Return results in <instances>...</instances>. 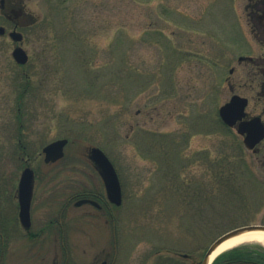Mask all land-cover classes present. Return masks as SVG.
<instances>
[{"label":"rangeland","instance_id":"374dc122","mask_svg":"<svg viewBox=\"0 0 264 264\" xmlns=\"http://www.w3.org/2000/svg\"><path fill=\"white\" fill-rule=\"evenodd\" d=\"M243 5L34 0L26 8L31 16L17 22L20 43L9 39L13 24L0 15V187L6 180L11 192L21 169L31 167L37 216L87 186L90 147L101 149L119 176L123 201L113 226L80 225L72 207L77 264L91 261L112 227L114 264H154L157 253L197 259L227 231L264 226V141L259 153L246 150L218 116L230 82L241 95ZM16 45L27 54L24 65L11 56ZM62 138L63 159L45 165L42 148ZM216 159L240 161L233 183L216 185L209 167Z\"/></svg>","mask_w":264,"mask_h":264},{"label":"flooded vegetation","instance_id":"af4514ba","mask_svg":"<svg viewBox=\"0 0 264 264\" xmlns=\"http://www.w3.org/2000/svg\"><path fill=\"white\" fill-rule=\"evenodd\" d=\"M30 1L34 0H4L0 15L11 16L14 10L19 9L22 17H30L31 14L26 11L27 3ZM243 14L247 51L237 59L241 66V95L233 93L234 85L231 82L228 85L232 95L246 99L244 121L259 118L264 128V0H244ZM229 73H233L232 68ZM263 141L264 137L256 145L254 153L261 151L259 145ZM53 164L55 163L46 165ZM88 164L93 170V175L89 174L90 180L87 186L67 197L61 206L46 209L37 216H33L31 210L35 188L32 191L28 214L25 217L20 215L18 183L22 171L17 181L15 178L10 186L11 192L7 188L9 182L3 181L4 185L0 187V264H77L73 251L78 240H72L69 234V229L72 227L70 225L72 207L82 216L80 225L82 220L92 225H98L95 222L101 221L108 225L111 220L113 226L118 207L108 202L100 175L91 162ZM79 200L86 201L81 206L75 207V203ZM115 234L112 227L111 234L107 232L101 249L94 253L91 261L86 259L84 263L114 264ZM83 242L84 240L81 241V245ZM100 257L103 259L98 263Z\"/></svg>","mask_w":264,"mask_h":264},{"label":"water","instance_id":"95a60500","mask_svg":"<svg viewBox=\"0 0 264 264\" xmlns=\"http://www.w3.org/2000/svg\"><path fill=\"white\" fill-rule=\"evenodd\" d=\"M4 0H0V9H3ZM21 12L16 9L11 16L5 18L15 24L12 31L8 33V37L13 43L22 41V34L16 31L18 20L21 18ZM5 29L0 26V36L4 35ZM13 60L20 65L27 62V54L19 46H15L11 52ZM246 99L233 95L229 101L220 106L218 115L221 121L228 127L235 128L236 133L242 137L243 146L247 150H253L264 137V128L259 118H252L244 121V109L246 107ZM66 139L53 141L42 149L44 154V162H55L63 157V148L66 145ZM87 159L93 164L95 170L104 182L107 199L115 205L121 204V189L117 174L106 155L102 150L96 147H90L86 153ZM34 186V175L32 169L26 167L22 170L18 183V196L20 205V215L25 217L28 214L32 191ZM82 204V201L76 203V206ZM249 231H263V225H246L232 229L216 240H214L205 251L200 264H212L213 260L218 256L210 258L212 253L226 240Z\"/></svg>","mask_w":264,"mask_h":264},{"label":"trees","instance_id":"16d2710c","mask_svg":"<svg viewBox=\"0 0 264 264\" xmlns=\"http://www.w3.org/2000/svg\"><path fill=\"white\" fill-rule=\"evenodd\" d=\"M240 157L241 156H236ZM239 160L233 159V161H225V159H216L214 164H212L211 176L214 178L216 185L219 182L223 186L224 178H227L231 183H233L237 176L236 172L241 169V164ZM217 179V181H216ZM157 260L154 264H199V260L203 253L198 254V258H193L190 253L181 252H171L167 251L164 254L157 253ZM200 257V259H199ZM212 264H264V249L261 247H236L230 249L221 255H219Z\"/></svg>","mask_w":264,"mask_h":264},{"label":"bare ground","instance_id":"6f19581e","mask_svg":"<svg viewBox=\"0 0 264 264\" xmlns=\"http://www.w3.org/2000/svg\"><path fill=\"white\" fill-rule=\"evenodd\" d=\"M122 204V203H121ZM257 243L264 246L263 231H249L224 241L211 255V259L220 253L243 244Z\"/></svg>","mask_w":264,"mask_h":264}]
</instances>
